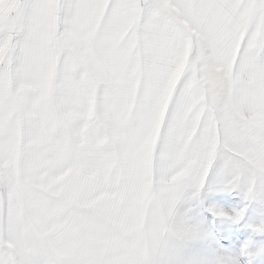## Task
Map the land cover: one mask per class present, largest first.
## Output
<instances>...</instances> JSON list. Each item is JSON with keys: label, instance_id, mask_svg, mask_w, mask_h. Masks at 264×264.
Here are the masks:
<instances>
[{"label": "snow or ice", "instance_id": "obj_1", "mask_svg": "<svg viewBox=\"0 0 264 264\" xmlns=\"http://www.w3.org/2000/svg\"><path fill=\"white\" fill-rule=\"evenodd\" d=\"M0 264H264V0H0Z\"/></svg>", "mask_w": 264, "mask_h": 264}, {"label": "rangeland", "instance_id": "obj_2", "mask_svg": "<svg viewBox=\"0 0 264 264\" xmlns=\"http://www.w3.org/2000/svg\"><path fill=\"white\" fill-rule=\"evenodd\" d=\"M228 199L235 202L232 205L233 208H235L240 202V198L238 196H230L228 197ZM225 211H231V209L226 208ZM191 218L192 214L189 213V219ZM225 229H227V232L225 231ZM214 237L218 245L215 250V255L231 256L232 258H235V256L239 252L240 245H242L247 239V233L245 232V229L240 226L220 225L219 230L214 233ZM230 243L234 247L230 248Z\"/></svg>", "mask_w": 264, "mask_h": 264}]
</instances>
